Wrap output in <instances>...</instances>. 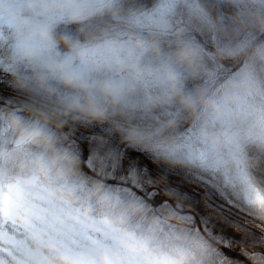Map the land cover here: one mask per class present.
Here are the masks:
<instances>
[{
  "label": "rangeland",
  "instance_id": "rangeland-1",
  "mask_svg": "<svg viewBox=\"0 0 264 264\" xmlns=\"http://www.w3.org/2000/svg\"><path fill=\"white\" fill-rule=\"evenodd\" d=\"M216 1L218 7L203 0H112L111 6L87 0L93 13L71 21L30 9V0H0V264H54L64 254L101 252L118 264H144L156 252L182 253L187 264H248L245 258L264 264V189L250 154L264 150L256 136L264 115L253 110L264 97L226 101L222 85L242 72L246 56L217 55L224 46L264 42V31L239 27L248 0ZM17 15L52 29L54 40L40 45L41 65L74 56L67 34L93 46L116 42L121 59L151 75H136L110 56L105 67L76 58L74 66L90 79L120 86V101L102 118L53 116L42 96L17 85L37 72L18 54L26 35ZM91 17L97 24L82 29ZM135 39L146 47L130 54ZM183 41L203 49L195 74L176 58ZM168 66L181 74L185 91L206 92L228 113L245 117L163 99ZM255 71L264 80V62ZM54 83L58 95H70ZM16 117L43 127L48 139L18 145ZM132 128L139 135L130 136ZM85 144L87 165L98 176L83 165ZM210 238L231 254L225 257Z\"/></svg>",
  "mask_w": 264,
  "mask_h": 264
},
{
  "label": "clouds",
  "instance_id": "clouds-1",
  "mask_svg": "<svg viewBox=\"0 0 264 264\" xmlns=\"http://www.w3.org/2000/svg\"><path fill=\"white\" fill-rule=\"evenodd\" d=\"M112 0H109L111 6ZM248 8L238 18L237 23L241 29L264 31V0H248ZM28 7L38 9L41 13L55 12L71 21H81L93 13L87 0H30ZM201 21L208 22L207 14L197 13ZM15 23L26 40L18 48L20 57L32 62L37 67L34 77H20L17 80L19 88L35 92L44 98L45 107L50 109L51 115L58 118L72 119L80 118H102L110 107L119 103L122 88L109 80L90 79L74 66V60L89 63L95 67H105L106 56H110L119 66L131 70L136 75L150 76L151 70L141 68L138 65H130L126 59H121L122 46L116 42L106 45L82 43L72 36H65V43L69 45L74 56L66 60H52L47 64H40V45L50 44L54 40L50 25L38 23L29 25L26 18L16 16ZM214 26V25H213ZM130 54L143 51L146 44L141 39L130 41ZM244 54L246 56L245 66L242 72L235 78L226 81L222 85V95L226 101H235L239 96H261L264 97V80H261L256 71L258 62H264V42L253 43L248 41L238 46H224L218 50L217 55L231 57ZM178 61L187 64L193 74L202 67L204 57L203 49L190 41H183L176 50ZM164 81L167 85L163 99H179V102L195 110L203 105L212 108L221 115H233L236 118H244L242 112L228 113L226 109L217 104L214 96L206 92L193 94L185 91L181 74L172 66L164 70ZM70 92V95H58L57 83ZM254 112L264 115V103L254 106ZM47 114V113H46ZM14 125L18 130L17 144L22 145L31 142L47 140L45 129L36 124L22 122L21 118H14ZM130 136L139 135L135 128L129 130ZM256 136L264 139V126L256 129ZM54 264H118L115 256L108 252L98 255L86 254H64L55 259ZM144 264H187V257L178 252H156L145 256Z\"/></svg>",
  "mask_w": 264,
  "mask_h": 264
},
{
  "label": "trees",
  "instance_id": "trees-1",
  "mask_svg": "<svg viewBox=\"0 0 264 264\" xmlns=\"http://www.w3.org/2000/svg\"><path fill=\"white\" fill-rule=\"evenodd\" d=\"M130 1V0H129ZM207 5H212L214 7H218L220 4L218 1L216 0H203ZM221 7V6H220ZM82 29L86 26H95L97 24L96 19H91L88 21H83L80 22ZM81 29V32H82ZM64 33H70V35H72V32L69 30H63ZM80 34V32H75V35ZM67 35V34H66ZM66 35H63L62 37L64 38ZM74 38H79V37H74ZM67 43H65L66 46ZM64 46V47H65ZM251 156H252V160H253V165L255 164V174L256 177L259 180L260 185L263 187L264 189V150H252L251 151Z\"/></svg>",
  "mask_w": 264,
  "mask_h": 264
},
{
  "label": "snow or ice",
  "instance_id": "snow-or-ice-1",
  "mask_svg": "<svg viewBox=\"0 0 264 264\" xmlns=\"http://www.w3.org/2000/svg\"><path fill=\"white\" fill-rule=\"evenodd\" d=\"M85 149H87V145L85 144ZM142 155V154H141ZM136 156L135 154H133L132 156L128 157V160L129 162L135 160ZM261 203H264V200H261ZM227 247V246H226ZM254 251V250H253ZM223 253H224V256L226 257L228 255L227 252H225V250L223 249ZM245 255H247V253H245Z\"/></svg>",
  "mask_w": 264,
  "mask_h": 264
}]
</instances>
